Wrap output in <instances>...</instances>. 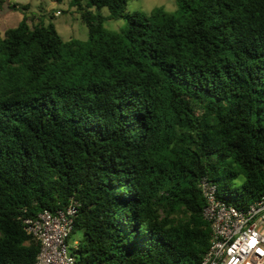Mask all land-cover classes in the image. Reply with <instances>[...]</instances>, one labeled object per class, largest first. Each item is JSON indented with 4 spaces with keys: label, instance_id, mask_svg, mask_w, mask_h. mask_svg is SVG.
I'll list each match as a JSON object with an SVG mask.
<instances>
[{
    "label": "trees",
    "instance_id": "16d2710c",
    "mask_svg": "<svg viewBox=\"0 0 264 264\" xmlns=\"http://www.w3.org/2000/svg\"><path fill=\"white\" fill-rule=\"evenodd\" d=\"M175 1L68 0L85 41L27 15L0 30V264H32L23 220L71 200L76 264H200V179L264 195V0Z\"/></svg>",
    "mask_w": 264,
    "mask_h": 264
},
{
    "label": "built area",
    "instance_id": "2783aa9c",
    "mask_svg": "<svg viewBox=\"0 0 264 264\" xmlns=\"http://www.w3.org/2000/svg\"><path fill=\"white\" fill-rule=\"evenodd\" d=\"M56 11L55 14H59ZM199 187L205 198L203 216L210 223V246L200 264H264V195L237 206L217 197V186L203 176ZM76 202L55 212L43 210L26 217L24 228L39 244L32 264H76L67 238L76 214Z\"/></svg>",
    "mask_w": 264,
    "mask_h": 264
},
{
    "label": "rangeland",
    "instance_id": "374dc122",
    "mask_svg": "<svg viewBox=\"0 0 264 264\" xmlns=\"http://www.w3.org/2000/svg\"><path fill=\"white\" fill-rule=\"evenodd\" d=\"M86 0H81L85 4ZM25 5L26 9H13L10 7L13 3ZM161 8L166 11L176 9L175 0H127V11H138L148 14L151 10ZM95 11V8H92ZM59 14H55L56 11ZM100 13L104 16L108 13L107 8H103ZM28 16V21L31 24L37 23L39 20H44L46 23L51 21L54 23L57 32L63 39L75 38L80 41H85L88 37V28L81 20L79 12L75 7H71L68 0L60 3L52 0H6L3 8L0 10V30L3 31L8 27L16 26L23 16ZM104 27L111 31H118L125 25V20L107 19L104 21ZM243 178L236 180L234 186H239ZM83 239L81 230L73 231L67 238L69 250L76 246V243Z\"/></svg>",
    "mask_w": 264,
    "mask_h": 264
}]
</instances>
